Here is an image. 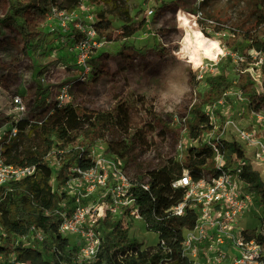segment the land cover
Returning a JSON list of instances; mask_svg holds the SVG:
<instances>
[{
  "label": "trees",
  "instance_id": "1",
  "mask_svg": "<svg viewBox=\"0 0 264 264\" xmlns=\"http://www.w3.org/2000/svg\"><path fill=\"white\" fill-rule=\"evenodd\" d=\"M9 1V10L1 20L15 25V39L25 50L33 48L32 42L35 43L36 39L39 41L40 30L52 7L71 10L77 8L82 1L92 5L110 4L109 10L97 13L95 29L103 35L112 26L113 19H116L121 23L120 36L124 40L145 25V20L134 22L125 0ZM207 1H199L197 9ZM246 15L247 17L232 22L226 45L234 47L241 39L248 41L242 49L247 62L252 61L248 54L250 49L259 52L263 57L260 72L264 84V0H249ZM214 27L217 31L223 29L221 26ZM121 47L118 55L126 60L131 55L129 49L132 48H127L124 44ZM91 72L89 81L95 82L99 73L94 68ZM188 84L194 90V98L188 107L191 118L187 130L188 136L198 140V144L187 148L183 161L166 159L159 166L147 169L141 179L136 178L145 182L147 189L140 185L131 188L141 221L148 231L157 234V243L142 245L129 236L119 218L109 217L110 220L107 221L99 219L107 230L102 229L96 258L92 262L83 263L75 260L77 250L69 248L67 238L57 231L60 218L53 210L63 206L66 196L52 188L53 170L47 156L52 154L58 159L62 170H68L74 164L87 169L93 162L87 157L81 140L106 138V150L117 159L124 160L131 156L132 150L147 147V136L155 128L153 118L156 115L153 114V118L149 120L132 121V116L121 104L95 112L79 111L70 102L61 106L55 103L44 105L43 100L39 96L34 97L29 90L28 98L32 99L40 112L28 119L23 117L17 122L18 135L6 144L4 153L8 162L14 165H32L35 172L12 184L11 190H0V252L4 255L13 253L15 260L25 264H191L181 255V240L183 233L194 227L196 212L189 206L184 207L181 216H167L165 211L182 201L184 188L173 187L172 181L184 169L195 180L219 174L213 165L214 149L207 141H200L211 131V125L201 111L202 105L216 102L231 86H236L245 93L251 108L264 109V92H256L247 73L240 74L235 83L229 82L223 65L218 72H204L201 78H197L195 72H190ZM76 85L80 84L77 83L74 87ZM199 86L200 90L197 89ZM43 115L46 117L41 124H36L34 120ZM218 134L219 132H215V136L210 137L209 141L224 154V167L227 168L243 157L244 151L235 140L221 139L217 137ZM239 175L240 179L255 190L257 202L264 213V181L259 173L249 165H243ZM31 226L38 227L45 238L42 242H37L36 246H25L17 239L26 234ZM257 238L264 241V235L258 234ZM163 243L165 248L161 246Z\"/></svg>",
  "mask_w": 264,
  "mask_h": 264
},
{
  "label": "rangeland",
  "instance_id": "2",
  "mask_svg": "<svg viewBox=\"0 0 264 264\" xmlns=\"http://www.w3.org/2000/svg\"><path fill=\"white\" fill-rule=\"evenodd\" d=\"M125 1L134 22L145 20V25L124 40L120 36L121 23L113 19L112 26L100 35L105 42L93 49L89 57L92 68L99 73L98 79L69 89L68 102L79 111L85 112L102 111L121 104L132 116V121H145L153 118V114L156 115L153 118L155 128L147 136V147L132 150L131 156L124 160L119 159L120 163L106 150V138L81 140L82 146L86 149L94 148L96 155L101 154L116 161L129 178L141 179L147 169L159 166L166 159L183 161L187 148L196 146L199 142L190 138L187 130L191 118L188 107L194 98V90L188 84L190 72H195L199 78L201 73L210 71L209 64L216 63L215 72L222 65L225 66L227 80L233 83L241 74L240 71L250 64L242 52L248 41L241 39L234 47L226 45L232 22L247 17L249 0H208L199 9L196 5L201 0ZM9 4V0H0V106L6 105L5 100L9 93H18L24 96L26 114L31 118L40 109L28 98V91L31 90L34 97L39 96L44 105L54 104L58 92L75 78L78 68L71 52L60 41L62 31L57 28L54 31L49 30L48 25L53 21H45L40 30L39 41L36 39L35 43L32 42L33 48L23 49L15 39V25L1 20L8 12ZM86 6L92 9V15L110 8V4ZM182 16L186 17V22L181 19ZM214 26H221L223 29L217 31ZM123 44L132 48L129 49L131 55L126 60L118 55ZM191 55L195 60L190 59ZM238 55L243 56V62H239ZM197 89L200 90L201 87ZM229 89H233V86ZM249 114L247 104L228 97L221 118H233L238 126L257 132L261 125ZM1 118L4 119V116ZM214 136L215 133L211 137ZM227 138L233 139L230 132L227 133ZM206 140L207 138H203L200 141ZM179 144L182 145L181 150ZM255 171L264 181V172ZM66 177H71L68 170L60 167L54 169V187L64 184L62 178ZM70 185H73L72 188L69 185L62 187L67 194L63 203L67 209L73 206V194L78 189L75 182ZM81 203L91 206L92 214L88 218V224L92 223L101 236L102 229H107L100 224L98 218L106 215L103 218L110 220L107 215L105 189L95 190ZM257 207L258 202L255 201V209L246 213L242 228L254 235H264L263 209ZM119 219L128 230L129 236L142 245L157 241V234L148 231L144 223L135 222L128 215ZM65 237L69 248L73 247L75 251L80 248L79 234L68 233ZM17 240L25 246L37 245V241L32 238ZM10 255L13 254H8L6 258ZM205 260L206 256L200 254L194 264H205Z\"/></svg>",
  "mask_w": 264,
  "mask_h": 264
},
{
  "label": "built area",
  "instance_id": "3",
  "mask_svg": "<svg viewBox=\"0 0 264 264\" xmlns=\"http://www.w3.org/2000/svg\"><path fill=\"white\" fill-rule=\"evenodd\" d=\"M86 4L88 3L82 1L77 8L71 10L52 7L46 20L53 21L48 25L50 31L57 28L63 32H61L60 41L64 43L65 49L71 52L78 68L75 78L58 92L55 101L57 106L69 101V89H73L75 84H84L89 81L92 73V66L89 63L90 54L93 49L105 42L94 26L97 14L92 15V9L87 8ZM148 12L151 13V10ZM81 13L84 15L81 16ZM67 43L70 44L67 45ZM249 51L252 58L249 63L252 65L248 63V67L243 68L240 73H247L256 92L263 93L264 84L260 72L263 57L254 49ZM237 59L239 62L244 61L241 55H238ZM209 68V72L214 73L217 64L211 63ZM202 76L203 73L199 75V78ZM227 97H234L247 104L249 115L261 125V129L255 132L238 126L233 118L222 119L221 114L226 106ZM5 102V106H0V190L3 188V192L11 190L12 184L32 176L35 172V167L32 165H14L7 161L4 148L17 137L19 132L17 122L23 117L27 119L29 117L26 114L27 107L22 95L11 92ZM201 111L211 125L206 141L214 149L213 165L219 174L195 180L184 169L181 175L172 181L173 187L184 188V194L182 201L166 209L165 214L181 216L184 213V207L189 206L197 215L194 227L183 233L181 255L191 264L196 263L200 254L206 256L205 264H264V241L258 240V234L254 235L242 228L244 216L255 209L257 198L255 190L240 179L239 175L243 165H249L253 170L264 172V109L251 108L245 93L233 86V89H228L216 102L203 104ZM2 115L4 119L1 118ZM45 117V115L40 116L34 122L41 124ZM215 132H219L217 137L221 139H231L227 138V133L230 132L233 140L243 148V157L227 168L224 167V154L209 141ZM179 147L181 150L182 145L179 144ZM86 151L87 157L93 164L87 169H81L76 164L70 166L68 173L71 177L62 178L64 184H60L59 188L54 187L53 180L54 169L61 168V164L58 159H51L52 154L47 156L53 170L51 182L55 191L67 196L62 187L69 185L72 188L73 185L71 186L70 183L73 182L78 185L75 186L78 189L73 194V206L68 209L62 206L53 210V213L60 218L57 226L59 234L65 236L68 233H76L81 236V246L74 256L78 263L92 262L96 258L101 242L100 233L93 228L92 223L88 224L92 208L83 205L81 201L95 190L103 188L108 201L107 215L110 218L118 219L128 215L133 221L142 222L131 188L135 185H140L144 189L148 188L145 182L129 178L123 168L117 165L120 163L119 159L116 163L101 154L96 155L92 147ZM259 207L261 205L258 203L257 208ZM105 216L99 217L98 220ZM18 238H32L42 242L45 235L38 227L31 226L26 234ZM1 240L0 234V243ZM156 243L157 241L154 244ZM161 246L165 248L164 243ZM6 256L0 252V264H25L15 260L14 255H10L9 258Z\"/></svg>",
  "mask_w": 264,
  "mask_h": 264
},
{
  "label": "bare ground",
  "instance_id": "4",
  "mask_svg": "<svg viewBox=\"0 0 264 264\" xmlns=\"http://www.w3.org/2000/svg\"><path fill=\"white\" fill-rule=\"evenodd\" d=\"M181 19H182L184 22H186V21H187V19H186V17H185V16H182V17H181ZM199 42H201V41L199 40ZM212 43L215 45V43H214V42H212ZM205 50H206V51H208V49H207V48H205ZM190 59H191V60H195V57H194L193 55H191V56H190Z\"/></svg>",
  "mask_w": 264,
  "mask_h": 264
},
{
  "label": "snow or ice",
  "instance_id": "5",
  "mask_svg": "<svg viewBox=\"0 0 264 264\" xmlns=\"http://www.w3.org/2000/svg\"><path fill=\"white\" fill-rule=\"evenodd\" d=\"M213 47H215V46H213Z\"/></svg>",
  "mask_w": 264,
  "mask_h": 264
}]
</instances>
